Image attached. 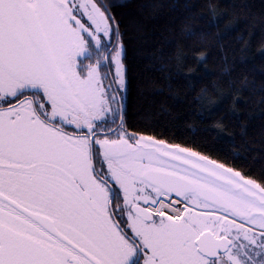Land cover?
<instances>
[{"label":"snow or ice","instance_id":"1","mask_svg":"<svg viewBox=\"0 0 264 264\" xmlns=\"http://www.w3.org/2000/svg\"><path fill=\"white\" fill-rule=\"evenodd\" d=\"M120 6L0 0V264H264V167L132 119Z\"/></svg>","mask_w":264,"mask_h":264},{"label":"trees","instance_id":"2","mask_svg":"<svg viewBox=\"0 0 264 264\" xmlns=\"http://www.w3.org/2000/svg\"><path fill=\"white\" fill-rule=\"evenodd\" d=\"M127 30L128 111L178 142L264 167V0H116ZM249 5L243 8L242 5ZM206 53L205 60L194 55ZM224 127H213L218 121Z\"/></svg>","mask_w":264,"mask_h":264}]
</instances>
